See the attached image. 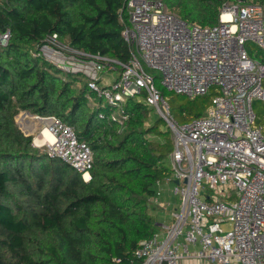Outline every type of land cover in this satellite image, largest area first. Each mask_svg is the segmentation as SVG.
<instances>
[{"label":"trees","instance_id":"trees-1","mask_svg":"<svg viewBox=\"0 0 264 264\" xmlns=\"http://www.w3.org/2000/svg\"><path fill=\"white\" fill-rule=\"evenodd\" d=\"M239 1L264 7V0H162L201 26L217 24L224 3ZM125 3L0 0V34L10 33L0 46V264H139V243L158 229L149 198L170 174V129L134 97L123 103L126 119H111L114 108L90 92L85 77L39 54L45 37L57 33L82 52L127 63ZM255 53L264 62V53ZM156 87L178 123L202 115L215 94L189 98ZM253 109L264 133V101ZM20 111L73 126L93 153L90 178L36 147L15 121Z\"/></svg>","mask_w":264,"mask_h":264},{"label":"built area","instance_id":"built-area-1","mask_svg":"<svg viewBox=\"0 0 264 264\" xmlns=\"http://www.w3.org/2000/svg\"><path fill=\"white\" fill-rule=\"evenodd\" d=\"M122 37L127 63L82 52L45 37L39 54L57 69L80 74L104 103L117 108L111 119L127 118L123 103L136 98L152 108L170 129L169 176L155 182L149 202L168 208L166 220L135 251L139 264H264V133L256 125L253 103L264 101V7L226 2L218 23L201 26L180 18L162 0H126ZM10 37L0 34V46ZM189 98L215 91L202 115L174 120L168 101L154 83ZM103 113L100 117H104ZM47 153L90 178L93 153L73 126L52 117ZM178 202L164 199V186Z\"/></svg>","mask_w":264,"mask_h":264},{"label":"rangeland","instance_id":"rangeland-1","mask_svg":"<svg viewBox=\"0 0 264 264\" xmlns=\"http://www.w3.org/2000/svg\"><path fill=\"white\" fill-rule=\"evenodd\" d=\"M250 48H251L253 54H256L255 52H256L257 48L255 46H250ZM256 58H258V57H256ZM149 72L155 77V84H156V86L163 87L161 85L159 73L156 72V71H151V70H149ZM166 92H167V94L172 93V92L167 91V90H166ZM88 100L89 101H92L93 100V97L92 98H88ZM199 100H202L203 101V98H200ZM261 102L262 101H259V100L256 101L255 100L254 101V104L260 105ZM149 109H150L149 114H150V116H151L152 119L158 117V115L153 111L152 108L149 107ZM116 111H117V108L114 109L113 113H115ZM22 114H24V116H22ZM23 117L26 118L25 119L26 121H24ZM52 117L53 116H44L43 117V116H39V115L32 114V113H30L28 111H20L15 116V121H16L17 125L19 126V128L22 130V132L24 134H26V135H32V137H33V144L36 147H38L39 149L47 152V143H49L50 140H48L46 138L45 134H43V131L44 130H47L48 125L50 124V119ZM146 124H148V123H146ZM30 126L32 127V129L29 128ZM28 129H30V132L29 131L27 132ZM148 137L155 138L154 135H149ZM36 139L39 140V141H37ZM168 186L169 185H165L164 186V199L166 201H171L172 203H177L178 200H179L178 197L177 196H171L170 195V193L168 191ZM152 207H153V209L151 211V214L155 218V220H156L157 223L162 222L163 220H166L167 219L168 213H169L168 208L167 209L166 208H161V207H157V206H154V205H152Z\"/></svg>","mask_w":264,"mask_h":264},{"label":"crops","instance_id":"crops-1","mask_svg":"<svg viewBox=\"0 0 264 264\" xmlns=\"http://www.w3.org/2000/svg\"><path fill=\"white\" fill-rule=\"evenodd\" d=\"M22 116H24V114H22ZM24 121H26L25 117H23ZM30 129H32V127L30 126L29 127ZM30 129L27 130V132L29 131L30 132ZM182 264H206L205 262H200L198 260H196L195 258H185L182 260Z\"/></svg>","mask_w":264,"mask_h":264},{"label":"bare ground","instance_id":"bare-ground-1","mask_svg":"<svg viewBox=\"0 0 264 264\" xmlns=\"http://www.w3.org/2000/svg\"><path fill=\"white\" fill-rule=\"evenodd\" d=\"M43 134H45V136H46V138H47L48 140L52 141V136H51V134L49 133L48 129H47V130H44V131H43ZM36 140H37V139H36ZM36 140H35V141H36ZM37 141H39V140H37Z\"/></svg>","mask_w":264,"mask_h":264}]
</instances>
